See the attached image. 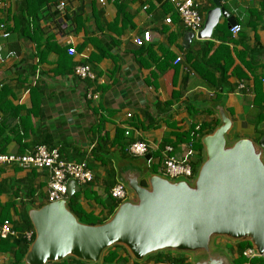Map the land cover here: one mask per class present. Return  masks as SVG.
I'll return each mask as SVG.
<instances>
[{
    "label": "crops",
    "instance_id": "1",
    "mask_svg": "<svg viewBox=\"0 0 264 264\" xmlns=\"http://www.w3.org/2000/svg\"><path fill=\"white\" fill-rule=\"evenodd\" d=\"M193 1L203 27L214 5ZM220 2L224 15L209 38H199L201 30L190 35L168 0H0L7 34L0 29V135L8 137L3 152L21 154L42 143L67 160L86 161L93 181L77 183L66 199H75L93 219L107 220L117 208L110 189L118 181L165 176L164 146H172L177 158L190 151L191 165L200 166L201 140L220 125L222 114L231 122L229 140L255 141L264 134V0ZM230 22L241 30L232 34ZM144 30L151 41L137 46L134 38ZM177 56L181 60L174 63ZM76 64L89 65L93 77L76 76ZM134 140L155 146L149 165L125 153ZM47 188L45 170L1 166L0 221L8 217L15 229L29 207L48 203ZM126 189V200L135 201ZM213 244L225 246L234 261L229 247L235 249V241L218 237ZM163 253L185 264L197 256ZM109 254L114 258L106 261ZM164 257L155 252L135 261L124 246L114 245L87 264H159ZM14 260L0 249V264Z\"/></svg>",
    "mask_w": 264,
    "mask_h": 264
},
{
    "label": "water",
    "instance_id": "2",
    "mask_svg": "<svg viewBox=\"0 0 264 264\" xmlns=\"http://www.w3.org/2000/svg\"><path fill=\"white\" fill-rule=\"evenodd\" d=\"M212 3L199 38H209L224 15L220 0ZM230 126L222 114L220 125L202 138L205 159L192 181L154 174L141 186L136 176L122 178L135 201L120 203L100 224L80 222L67 199L29 207L34 239L23 264H48L66 257L96 263L114 245L124 246L135 261L174 251L197 254L192 264H234L223 248L214 246L216 236L248 240L264 254V134L256 141L238 138L229 144ZM77 189V182L70 180L69 197Z\"/></svg>",
    "mask_w": 264,
    "mask_h": 264
},
{
    "label": "built area",
    "instance_id": "3",
    "mask_svg": "<svg viewBox=\"0 0 264 264\" xmlns=\"http://www.w3.org/2000/svg\"><path fill=\"white\" fill-rule=\"evenodd\" d=\"M176 13L179 16L183 26L192 33H198L202 28V16L197 10V5L193 0H168ZM103 3L104 0H99ZM59 10L64 8V3L60 1L57 5ZM143 8H147L144 5ZM170 22V18L165 19ZM0 29L4 31V24L0 23ZM232 34H236L241 30L239 24H234L229 28ZM6 36V32L2 33ZM151 41V32L144 30L141 34L134 38V43L137 46H142ZM69 55L75 54V49L72 46L67 48ZM180 56H177L174 63H179ZM73 73L80 77L92 78L93 72L91 67L87 64H76L73 68ZM243 85H240V88ZM91 96V95H89ZM130 116V114H127ZM128 134V131L125 132ZM155 146L145 141H129L126 143L124 151L132 158H143L147 165L152 162V151ZM172 146L166 145L162 150V170L166 177L171 180H193L192 165L189 160L190 151L184 155L183 158H177L171 155ZM145 157H148L147 159ZM14 166L21 169H38L45 170L48 174V188L47 201L54 202L67 197V184L70 180L76 181L78 184H87L93 181L94 175L92 170L88 167L86 161H71L60 156L58 148H48L44 144L37 145L32 151L21 154L16 153H0V167ZM110 195L117 201V205L124 202L127 196L126 186L118 181L111 189ZM34 231L29 230L24 233L26 239L32 242ZM17 233L13 229L12 223L8 220L0 222V238L14 236ZM32 239V240H31ZM242 256L246 259L242 264H251V259L264 256L258 254L252 247L246 248L242 251ZM159 264H171L168 262H161Z\"/></svg>",
    "mask_w": 264,
    "mask_h": 264
},
{
    "label": "trees",
    "instance_id": "4",
    "mask_svg": "<svg viewBox=\"0 0 264 264\" xmlns=\"http://www.w3.org/2000/svg\"><path fill=\"white\" fill-rule=\"evenodd\" d=\"M57 5H58V3L56 4V6ZM79 65H83V64H79ZM211 130L213 131V129H211ZM260 135H261V133L256 137V140H258L260 138ZM7 138H8L7 136L1 137V135H0V153H5V152H3V150H4L5 143L8 141ZM40 144H42V143H39L37 145H40ZM200 146H201V144L199 142L196 147H200ZM59 153H60V151H59ZM60 156L62 157L61 153H60ZM263 159H264V156H263ZM198 168H199L198 165L194 164L192 166L193 178L195 177V175L198 171ZM140 185L146 186V182L140 181ZM68 207L74 213V215L77 217V219L82 223L100 224V223L106 221V219H93L92 215L86 213L83 210H80L77 206L75 199H73V198H71L69 200ZM115 207H117V203H115L114 208ZM7 218L4 217L2 219V221L8 220L11 222V220L9 218L8 219ZM2 221H0V222H2ZM14 228L17 231L15 229L14 230L19 233L17 238H14L11 236L6 237V238H1L0 249H3L5 251H9V252L13 253L15 260L12 264H23L21 260L24 256V254L27 252V249L30 245V241H28L26 239L24 233L26 230H32L33 231V227H32L31 221H30L27 213L23 212L20 220L14 223ZM32 238L34 239V233H33ZM250 247H252V245H251L250 241H248V240L236 241L235 242V249H233V247H231V246L229 247L230 250L236 252V254H237L236 258L234 259V264H242L243 262H245L246 259L242 256V251L244 249L250 248ZM157 255L158 256H165L164 260L168 263H171V264H185L184 259L173 258V257H170L169 255H164L163 252H157ZM112 257L114 258V254H111V255L109 254L107 257H105V260L107 261V259L112 258ZM250 262H251V264H264V260L261 257L253 258V259H251ZM49 264H87V262L76 259L74 257H66L59 262H52Z\"/></svg>",
    "mask_w": 264,
    "mask_h": 264
},
{
    "label": "rangeland",
    "instance_id": "5",
    "mask_svg": "<svg viewBox=\"0 0 264 264\" xmlns=\"http://www.w3.org/2000/svg\"><path fill=\"white\" fill-rule=\"evenodd\" d=\"M226 139H227V142H228L229 144L233 143V141H234V139L229 140L227 136H226ZM133 165H136V162H133ZM191 181H192V180H191ZM218 237H219V240H221V239H225L226 241H229V242L234 241V240H231V239H229V238L222 237V236H216L215 238H218ZM215 238H213V239H215ZM224 242H225V241H224ZM210 247H212V240H211V243H210ZM221 248H223V249L225 250L226 247L223 246V247H221Z\"/></svg>",
    "mask_w": 264,
    "mask_h": 264
}]
</instances>
